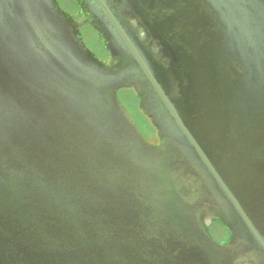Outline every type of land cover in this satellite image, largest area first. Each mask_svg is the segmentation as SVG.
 Returning a JSON list of instances; mask_svg holds the SVG:
<instances>
[{"label": "water", "instance_id": "obj_1", "mask_svg": "<svg viewBox=\"0 0 264 264\" xmlns=\"http://www.w3.org/2000/svg\"><path fill=\"white\" fill-rule=\"evenodd\" d=\"M116 1L158 53L113 70L54 0H0V264H264V0ZM146 83L157 146L117 96Z\"/></svg>", "mask_w": 264, "mask_h": 264}, {"label": "flooded vegetation", "instance_id": "obj_2", "mask_svg": "<svg viewBox=\"0 0 264 264\" xmlns=\"http://www.w3.org/2000/svg\"><path fill=\"white\" fill-rule=\"evenodd\" d=\"M54 1L59 11L62 13L66 24L71 29L72 34L76 36L78 40H81L89 56L96 59L100 65L109 66L113 70H117V68L122 69L126 63L130 64L132 61L130 55H128L125 62L123 59L124 54H129L130 49L125 40L130 42L132 46L141 45L143 49H151L152 53L155 55L158 53L157 45L149 44V34L143 28L142 22H139L133 15L126 13L124 10L117 9L119 7L118 1L116 0L105 1V4L110 8L111 12H108L107 15L101 8L103 3L97 0ZM69 5H71L70 8L68 7ZM111 18L117 22L116 25L112 23ZM8 23H10V20L5 18L1 19L0 15V32H3L8 27ZM112 42H114V46L117 42H120L118 48L116 47V51L113 52L109 51L105 46L108 45V47H110L109 43ZM144 86L145 89H140L138 92L139 96L134 88H121L117 96L143 138L148 141L149 144L157 146L161 139L157 132V127H155L153 123L159 122L160 119H167L169 116L157 94L150 88L149 83L144 84ZM124 90H130L136 96L137 104L141 111L140 114L149 124V130L154 133L153 137H149L148 132H144L139 125L136 124L129 107L122 102L120 93ZM162 109H164V114L161 111ZM214 223H212V225H214ZM212 238L218 244H221L228 238V234L223 236L220 240L213 236Z\"/></svg>", "mask_w": 264, "mask_h": 264}]
</instances>
